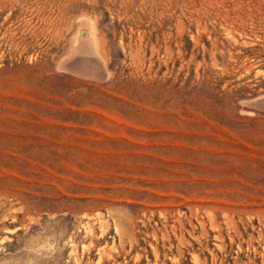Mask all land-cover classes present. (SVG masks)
Masks as SVG:
<instances>
[{
  "label": "rangeland",
  "instance_id": "1",
  "mask_svg": "<svg viewBox=\"0 0 264 264\" xmlns=\"http://www.w3.org/2000/svg\"><path fill=\"white\" fill-rule=\"evenodd\" d=\"M0 264H264V0H0Z\"/></svg>",
  "mask_w": 264,
  "mask_h": 264
}]
</instances>
